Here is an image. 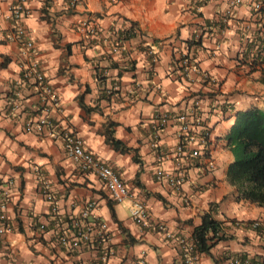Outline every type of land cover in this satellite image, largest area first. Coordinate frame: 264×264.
<instances>
[{
	"label": "clouds",
	"instance_id": "clouds-1",
	"mask_svg": "<svg viewBox=\"0 0 264 264\" xmlns=\"http://www.w3.org/2000/svg\"><path fill=\"white\" fill-rule=\"evenodd\" d=\"M242 114L264 0H0V264H264Z\"/></svg>",
	"mask_w": 264,
	"mask_h": 264
},
{
	"label": "trees",
	"instance_id": "trees-1",
	"mask_svg": "<svg viewBox=\"0 0 264 264\" xmlns=\"http://www.w3.org/2000/svg\"><path fill=\"white\" fill-rule=\"evenodd\" d=\"M233 138L240 142L238 159L232 166L233 174H264V132L251 115L239 117Z\"/></svg>",
	"mask_w": 264,
	"mask_h": 264
},
{
	"label": "crops",
	"instance_id": "crops-1",
	"mask_svg": "<svg viewBox=\"0 0 264 264\" xmlns=\"http://www.w3.org/2000/svg\"><path fill=\"white\" fill-rule=\"evenodd\" d=\"M228 158H229L228 153H225V154H224V159H225V161H226Z\"/></svg>",
	"mask_w": 264,
	"mask_h": 264
}]
</instances>
